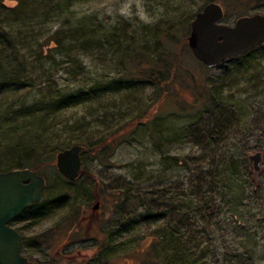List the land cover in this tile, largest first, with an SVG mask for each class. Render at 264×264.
I'll use <instances>...</instances> for the list:
<instances>
[{"label": "rangeland", "instance_id": "374dc122", "mask_svg": "<svg viewBox=\"0 0 264 264\" xmlns=\"http://www.w3.org/2000/svg\"><path fill=\"white\" fill-rule=\"evenodd\" d=\"M227 2L217 3L224 11L223 25L264 15V0ZM205 5L204 0H0L2 28L16 39L20 55L14 57L0 43V119L7 114L16 118L0 122V168L22 154L38 152L50 164L32 165L40 166L37 171L55 189L51 198L64 197L58 209L47 204L48 212L16 226L27 245L23 255L31 264H89L95 246L104 264H158L164 255L149 247L161 227H173L177 235L190 229L203 232L198 239L206 254L201 258L200 249L193 250L200 262L264 264V48L253 52L238 73L227 60L212 69L196 64L188 57L187 37L190 22ZM115 30L120 40L108 44ZM165 31L180 37L184 62L166 89L133 79L119 83L122 89L114 93L104 90L99 100L81 97L52 116L37 113L58 95H84L119 81L125 76L123 51L142 49L153 59L162 50ZM87 38L100 49L94 55L79 49ZM144 63L147 70L150 62ZM200 87L222 92V114L201 117L190 111ZM220 115L226 121L218 131L212 122ZM213 131L217 133L210 146L205 139ZM104 138L114 147L100 162L92 150ZM72 140H80L85 149L80 155L82 175L75 184L65 185L53 168L58 148ZM259 145L263 160L258 177L249 173L247 163V155L258 149L249 150L244 157L247 172L242 167L236 180V190L241 187L242 193L231 188L236 207L228 201V183L220 177L212 189L208 217L186 222L187 214L199 215L196 201L193 210L184 205L193 199L189 184L205 170L221 168L214 160L220 161L226 151L239 160L245 149ZM174 157L186 159L188 168L174 166ZM202 164L204 171L199 170ZM155 192L163 198L152 204L149 194ZM96 200L102 209L86 235L78 234L73 224L64 234L54 235L76 220L73 208L83 214ZM150 215L157 218L149 219ZM36 241H44L43 247ZM57 248L65 250L66 257H56Z\"/></svg>", "mask_w": 264, "mask_h": 264}, {"label": "trees", "instance_id": "16d2710c", "mask_svg": "<svg viewBox=\"0 0 264 264\" xmlns=\"http://www.w3.org/2000/svg\"><path fill=\"white\" fill-rule=\"evenodd\" d=\"M204 1H205V4H209V3H222L223 5L229 4V2H227V0H204ZM4 8H5V6H4ZM2 23H3L2 20H0V43L2 46L10 48L14 57L19 58L20 55H18L19 49H18V46L16 44V39L11 35L10 32L3 30ZM117 32H118V30H115L114 33L111 34L110 37H108V41H107L108 44H110L111 42H112V44H115L118 41V39L120 40V37L116 36V34H118ZM165 32H166V35L163 37L165 44L163 43V47H162L161 52H159V54L156 55L153 59L149 58L148 54H146V52H143L142 49L136 50L133 52H130L129 49L123 51L120 64L125 69V76L121 77V79H119V81L109 82V84L107 86H105L104 88H98V87L91 88L90 90L85 92L84 95H81L79 92H77V94H74L73 96L70 94L58 95V97H56L55 100H50V102L46 108L38 110L37 113L39 115H43V117L52 116L56 112L64 110V109L68 108L69 106L76 105L79 102V100L81 99V97H84V98H82V99H84V101L94 100V99L99 100V98H97V97L101 93H103L105 91H106V93H114L117 90L122 89L121 87H118L119 83H122L124 81H127V83H129V81H131L133 79H136L137 81H140L144 84L145 83H150V84L153 83L159 89L160 88L162 89L163 87L166 89V87L168 86V85H166V83L171 81L172 75H174V73L176 72V68L179 67L180 63H184V62L182 60L183 56L181 58V55H179V49H180L179 43H181L180 37L178 36L177 33L174 34L170 31H165ZM119 33H120V30H119ZM109 39L111 41H109ZM124 40H125V38H124ZM55 43L59 44V42H57V40H55ZM92 45H94V43L90 42V39L87 38L84 40L83 46H81V48H79V49H81V51L84 53V55H94V54H96L97 49H99V48L94 47ZM91 48H95V49L91 50ZM262 48H264V45L244 54L243 56H241L239 58L228 59L227 64L228 65L231 64L232 68L230 65V69L234 68L235 73H238L241 70L240 67H241L242 63L244 61L247 63V61L251 57V54L253 52L259 50V49H262ZM183 49H185L186 53L189 54L185 44L183 45ZM14 54H17V55L15 56ZM21 57L23 58V56H21ZM188 57L192 58L191 55L190 56L188 55ZM22 61H23V59H22ZM227 61H225L223 63H226ZM144 62H150L149 63L150 67H148L147 70L144 66V64H145ZM196 64H198L202 68L206 69L205 67H203L198 62H196ZM125 78H129V79L126 80ZM18 79L19 78L15 79L14 83L16 81H18ZM2 81H3V73L0 70V85L2 84ZM9 83L12 84L11 81ZM1 89H0V92L1 93L4 92V89L3 90H1ZM50 93H52V92H50ZM221 93L222 92H220V90H218V89L209 88V87L208 88L207 87H200V89L198 90V92L196 94L195 99L193 100L194 104L192 103L193 105H191L192 108L190 109V111H194L196 114L198 113V115H202L201 117H203V115L207 114V116L214 118L216 114H222V112H218V111H220L219 107L223 103V98H221ZM50 95H52V94H50ZM164 95H165V93H164ZM15 119L16 118L13 116V114H7L5 117L0 119V122L1 121H5V122L9 121L10 122V121H13ZM222 120H223L222 115H220L217 117V119L215 118L214 121L212 122V125L215 127V129H218V131L219 130L221 131V129H223L222 127L224 126V122L226 121V120H224V121H222ZM150 130H152V128H150ZM216 133H217L216 131L211 132L209 134L208 138L205 139V140H207V142L210 146L213 144L212 139L214 138ZM8 136H10V135H8ZM152 136H154V134H152ZM14 138H15V135L14 136L11 135L10 139L12 141L14 140ZM108 141L109 140H106L104 138L103 140H101L100 142L95 144V146L93 147V150H92V153L94 154V159H96L100 162H103L105 159H108V154H109V152L112 151V149L114 147V146H111L110 145L111 142H108ZM81 143L82 142L80 140H72L71 142H69V144H65L61 148H58L57 153L62 151V150H65V149H67L73 145L82 146ZM253 149H258V151H260L263 148L261 145L255 146L252 148H247V149H245L243 156L239 160H238V158L235 157L234 154L226 151L224 154V158L221 156L222 158L220 159V161H218V159L214 160V163L218 162L222 165L221 168H219L218 170H214V172H212L210 170L204 171L203 170V169H205L204 164L200 165L199 170H201V171L203 170L204 171V172H202L203 174H200V176L197 178L194 185L192 184L193 182H191V184H189L190 195L193 197V199H191L190 201H186V203L184 202L185 207L193 210L195 207L193 202L196 201L195 202L196 207H197L196 213H199V215H198V217H195L193 215L194 212H191V214H190L191 216L189 214H187V218L184 219L186 222H189L193 218L205 220L208 217V215H207L208 210H210V196H211V194L213 195V192H214L212 189H214L213 186H216L217 180L220 177L223 180H226V182L228 183V194H227V196L230 197V200H228V201H230V204L233 206H235V204H237V203H233L234 201L232 200V196L233 197L237 196L235 194L236 192H237V194L242 193L241 187H239L236 190L237 184H238L236 182L237 174L240 173L242 167L245 169V172H247L244 157L247 155L249 150H253ZM18 152H23V151H18ZM171 159L173 160L172 164L174 166H177L178 164H180L181 166L188 168V163H187L186 159L180 160V158H178V157H174ZM35 161H38L36 163V165L40 164L42 167L50 164V161H48L46 158L42 160V156L38 152H36L32 156L27 155V154H22L20 156L19 160L11 159V164H9L8 166H6L4 168H0V172H7L10 170H15V169H30V170L36 172L38 175H40L39 171H37V167H40V166L36 167V165H32ZM247 163H248V161H247ZM248 168H250L249 164H248ZM194 173L199 175L198 169H195ZM249 173H250V169H249ZM60 180L65 185H71L70 182L63 180L62 178ZM231 188L234 191L236 190V192L232 193ZM51 189H52V187H50V185H47L44 200L40 204H36V205L31 206L25 212L24 220L29 222V220H32L36 217L39 218L40 215H42L45 212H48L49 207H46L47 204H48V206H51L50 207L51 209L54 210V209H58L59 205L64 203L63 202L64 197L62 195H57V197L54 196V198H51ZM52 190L54 191L55 189H52ZM161 192H159V194H157V192H155V194H149L151 196L150 197L151 203L154 202L155 200H160L163 198V195H161ZM72 213H74V215H76L75 217H77V218L79 217L77 215L78 210H75L73 208ZM75 217H73V220L77 219ZM156 218L157 217H155L154 215L149 216V219L154 220ZM169 228L170 227H168V228L161 227L158 229L157 233L153 234L154 237L151 236L152 237L151 239H153V241L150 244L149 250H151L153 252H157V254L159 253V254L164 255L163 261L160 260V262L158 264H206L205 262H200V260H196L195 254H194L195 251H193V250H196L197 248L200 249V251H201L200 257L201 258L203 257L204 253L206 254L205 251H207V248H204V247L201 248V244H200L199 239H198L199 236L202 237L203 232L199 231L198 229H190V230L186 231L184 234H178L177 235L176 229H174L173 227H172V229H169ZM21 237H22V248L24 250L25 247H27V245H26V242H25L22 235H21ZM36 243L38 244L37 246L43 247L42 244L44 243V241H40V242L36 241ZM89 264H104V263L101 260V258L97 256L96 258L93 259V261L91 263L89 262Z\"/></svg>", "mask_w": 264, "mask_h": 264}, {"label": "water", "instance_id": "95a60500", "mask_svg": "<svg viewBox=\"0 0 264 264\" xmlns=\"http://www.w3.org/2000/svg\"><path fill=\"white\" fill-rule=\"evenodd\" d=\"M223 18L222 7L209 3L190 22L187 47L192 58L206 69L264 45V15L239 17L232 26L221 24ZM83 150L73 145L56 154V169L66 180L74 181L79 177ZM262 160L261 151L247 155L255 178ZM45 188V178L30 169L0 172V264H31L23 255L20 234L9 225L28 207L43 201Z\"/></svg>", "mask_w": 264, "mask_h": 264}, {"label": "flooded vegetation", "instance_id": "af4514ba", "mask_svg": "<svg viewBox=\"0 0 264 264\" xmlns=\"http://www.w3.org/2000/svg\"><path fill=\"white\" fill-rule=\"evenodd\" d=\"M83 152V151H82ZM82 152H81V154H82ZM80 154V155H81ZM82 167V166H81ZM53 170H55L54 172L57 174V176L61 179H63V180H66L58 171H57V169H56V165H55V162H54V168H53ZM81 175H82V168L80 169V174H79V177L76 179V180H74V181H69V180H66L67 182H70V184L72 185V184H75L79 179H80V177H81ZM49 184V182H47L46 181V188H47V185ZM46 188H45V191H46ZM44 197H45V192H44ZM41 203V202H40ZM40 203H37V204H40ZM33 205H36V204H33ZM33 205H31V206H33ZM30 206V207H31ZM97 206V208L96 209H94L95 207ZM30 207H28L20 216H18V217H16V218H14V219H12L11 220V222H10V227L11 228H13L14 230H16L19 234H20V236L22 235L21 234V232L19 231V229H17V225H19V224H22V222L23 221H25L24 220V217H25V212L30 208ZM102 209V203H100V201L99 200H96V202H95V204L91 207V208H89V210H85V211H83L82 213L84 214H79L78 216L80 217L79 219H78V221H77V219L74 221V222H71L69 225H65V226H63V227H61V228H58V229H56L57 230V233H55L54 235H57V236H59V235H61V234H64V231H65V229H66V227L68 226H71V224H73L74 226L72 227V228H77V227H79L78 228V230H80V232L78 233V234H81V233H84L85 234V229L87 228V227H89L91 224H92V218L93 217H95V216H98L99 214H100V210ZM98 214V215H97ZM35 219V218H34ZM30 221H32V220H29V222ZM83 228H84V231H83ZM54 228L52 227V228H50V230H53ZM75 231V230H74ZM83 231V232H82ZM94 231V230H93ZM71 232H73V231H70V233ZM75 235V234H74ZM86 235V234H85ZM54 239L56 238V236H54L53 237ZM21 239H22V237H21ZM98 246V245H97ZM66 247V245L64 246V248ZM95 248V250L93 251L94 252V254H93V258H91V260L93 261V259L94 258H96L97 256H98V253L99 252H97V247L95 246L94 247ZM64 252H65V250H62V249H59V248H57V250H55V252H54V254L56 255V257L57 256H59V258H64V257H66L65 256V254H64ZM78 254H80V252H78ZM31 263V262H30ZM89 263V262H88ZM91 263V262H90Z\"/></svg>", "mask_w": 264, "mask_h": 264}]
</instances>
